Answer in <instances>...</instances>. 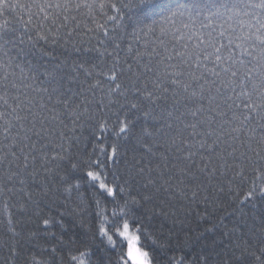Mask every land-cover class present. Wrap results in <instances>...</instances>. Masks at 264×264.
Masks as SVG:
<instances>
[{
	"label": "snow or ice",
	"instance_id": "snow-or-ice-1",
	"mask_svg": "<svg viewBox=\"0 0 264 264\" xmlns=\"http://www.w3.org/2000/svg\"><path fill=\"white\" fill-rule=\"evenodd\" d=\"M49 178L87 217L81 239L45 249L60 264H159L158 198L224 182L246 185L241 205L264 200V0H0V249L13 264H52L17 248L16 220ZM215 264H264V219Z\"/></svg>",
	"mask_w": 264,
	"mask_h": 264
},
{
	"label": "trees",
	"instance_id": "trees-1",
	"mask_svg": "<svg viewBox=\"0 0 264 264\" xmlns=\"http://www.w3.org/2000/svg\"><path fill=\"white\" fill-rule=\"evenodd\" d=\"M53 55L71 61L86 53H76L71 48L65 52L64 49L57 47ZM92 140L91 131L85 128L76 151L80 154L90 152ZM120 143L126 155L116 165V170L123 174L128 164L133 162L134 140L130 138ZM39 179L38 177V181ZM236 186L234 182L232 188L236 189ZM41 187H46L47 195H34L33 200L39 201V205L30 203L26 212L16 215L17 231L20 233L17 248L21 252L30 251L37 254L39 258H49L52 264H60L59 256L45 249L56 247L57 253H61L64 247L62 241L67 242L70 238L81 239L84 236V228L80 224V219L82 215L85 219L87 217L79 211L75 194L69 197L51 178ZM219 187H223L224 191H219ZM245 189L246 185H241L240 195H236L235 191H229L226 183L221 182L219 186L214 185L207 191L202 190L194 201L175 198L162 206L158 198L148 205L155 208L157 213L161 207L167 212V215H154L151 222L152 230L157 232L160 242L166 246L158 253L159 264H169L172 256H183L185 264H201L202 255L209 257V264H215V253L229 247L242 233L246 234L253 223H258V218L264 219V200L258 199L245 205L239 203ZM33 191H36L35 185ZM84 191L88 193L87 186L84 187ZM159 195L168 199V194ZM205 196L208 197L207 200L204 199ZM49 217L55 222L45 227L42 220ZM96 255L100 258L102 252L97 250ZM14 261L15 258L7 248L0 249V264H13Z\"/></svg>",
	"mask_w": 264,
	"mask_h": 264
}]
</instances>
